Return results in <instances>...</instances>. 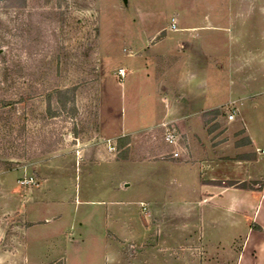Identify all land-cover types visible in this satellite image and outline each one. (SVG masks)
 Here are the masks:
<instances>
[{
	"label": "rangeland",
	"instance_id": "rangeland-1",
	"mask_svg": "<svg viewBox=\"0 0 264 264\" xmlns=\"http://www.w3.org/2000/svg\"><path fill=\"white\" fill-rule=\"evenodd\" d=\"M200 38L193 91L224 102L174 111L163 98L181 85L182 41ZM263 88L264 0H0V264H25V241L31 264L76 247L68 264H113L112 243L117 264H183L188 250L212 264L220 245L231 264L241 223L200 206L210 180L190 141L230 137V93ZM239 104L264 120V95Z\"/></svg>",
	"mask_w": 264,
	"mask_h": 264
},
{
	"label": "crops",
	"instance_id": "crops-1",
	"mask_svg": "<svg viewBox=\"0 0 264 264\" xmlns=\"http://www.w3.org/2000/svg\"><path fill=\"white\" fill-rule=\"evenodd\" d=\"M170 29L173 30L172 25H170ZM195 29V27L186 28V31L190 32L188 39L193 38L194 35L191 32ZM173 31H178V27L176 26ZM182 42L187 44L189 50L177 62L178 64L181 61L184 63L183 71L178 74L181 79V85L177 84L174 87L173 101L171 99L168 100L167 96L163 98V101L166 100L165 103L169 104L173 103L171 109L182 111L183 113L194 111L199 114L221 106L224 101L217 99L214 103L208 105L207 96H205V92L201 88L197 91L200 96L196 91H193V85L200 75L197 74L196 70H191L190 65L201 67V71L207 70V57H202L203 51H206L204 40L200 38V42ZM194 49H199L200 53L197 54ZM200 80L199 85L202 87V81ZM263 95L264 88L263 92L261 89H251L246 93L237 92L236 94L232 91L230 93L231 98L226 104L231 103L237 110V118L234 122L229 123L231 125L229 130L230 137L219 138L214 142L208 136L207 143L205 144L202 141L203 146L200 147L199 145H193L195 143L194 140L190 141V148H194L192 152H199L200 158L207 164L205 179L210 180V184H201V187L206 188V191L212 194V199L209 200L208 198L199 202L200 206L211 207L210 202H213L217 209H230L231 216L236 221L235 223H241L235 229L238 230V236L242 239L241 247L232 256L231 264H264V153L258 152V150L264 151V120H248L238 115L239 103H243V105L246 102L255 104L258 98ZM238 118L240 119L238 120ZM190 134L194 135L196 133L190 131ZM192 139L195 138L192 137ZM216 142L217 144L213 146L212 144ZM229 181L235 184H228L227 182ZM251 181H259L260 184L252 186L253 188H236L241 184H250L249 182ZM131 187V183L125 181L122 188L124 192L120 194L128 192ZM45 221L49 222L50 219L46 218ZM255 226H258L260 230L255 229ZM123 234L125 235V231H123ZM85 239L79 234L77 243L85 244ZM106 240L109 241L108 239ZM222 247L223 245H220V247L214 249L213 255L219 258L213 260L212 264H223L225 250ZM28 248V244L25 241L23 248L25 264H31L27 254ZM76 248L75 250L66 251L65 254H60L58 258L51 262L46 261L43 264H56L58 261L68 264L70 256L80 257L87 251ZM18 252L22 251L19 250ZM109 253L113 257V264H117L120 260L119 257L123 255V251L115 247L113 243L109 246ZM182 257H184L183 264H208L206 258L203 259L202 263L194 261L189 250L185 251Z\"/></svg>",
	"mask_w": 264,
	"mask_h": 264
},
{
	"label": "built area",
	"instance_id": "built-area-1",
	"mask_svg": "<svg viewBox=\"0 0 264 264\" xmlns=\"http://www.w3.org/2000/svg\"><path fill=\"white\" fill-rule=\"evenodd\" d=\"M174 25L172 26L173 29H176V19H173ZM226 113H227V122L228 123H232L236 120L237 118V110L231 105H228L225 109ZM165 140L166 142L170 145V146H174V148H176L175 151H173V157L176 159L182 158V152L181 149H178L179 146V139L178 137L172 133V132H167L165 135ZM258 152H262L264 153V151H260L258 150Z\"/></svg>",
	"mask_w": 264,
	"mask_h": 264
},
{
	"label": "trees",
	"instance_id": "trees-1",
	"mask_svg": "<svg viewBox=\"0 0 264 264\" xmlns=\"http://www.w3.org/2000/svg\"><path fill=\"white\" fill-rule=\"evenodd\" d=\"M124 140H125L124 138H121V139L119 140V142H123ZM231 184L233 185V184H235V183L232 182ZM241 185H242L243 188H246V186H247L246 184H241ZM254 228L257 229V230H260V228H259L258 226H255Z\"/></svg>",
	"mask_w": 264,
	"mask_h": 264
},
{
	"label": "water",
	"instance_id": "water-1",
	"mask_svg": "<svg viewBox=\"0 0 264 264\" xmlns=\"http://www.w3.org/2000/svg\"><path fill=\"white\" fill-rule=\"evenodd\" d=\"M126 1V0H125Z\"/></svg>",
	"mask_w": 264,
	"mask_h": 264
}]
</instances>
